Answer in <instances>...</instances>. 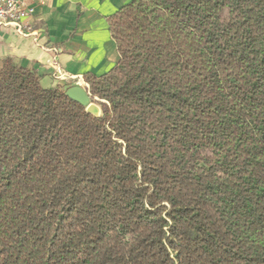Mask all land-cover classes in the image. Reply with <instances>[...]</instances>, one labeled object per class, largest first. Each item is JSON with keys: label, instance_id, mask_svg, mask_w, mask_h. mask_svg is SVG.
Instances as JSON below:
<instances>
[{"label": "trees", "instance_id": "obj_1", "mask_svg": "<svg viewBox=\"0 0 264 264\" xmlns=\"http://www.w3.org/2000/svg\"><path fill=\"white\" fill-rule=\"evenodd\" d=\"M96 118L0 72V264H264V0H135Z\"/></svg>", "mask_w": 264, "mask_h": 264}, {"label": "crops", "instance_id": "obj_2", "mask_svg": "<svg viewBox=\"0 0 264 264\" xmlns=\"http://www.w3.org/2000/svg\"><path fill=\"white\" fill-rule=\"evenodd\" d=\"M35 8V35L0 29V72L7 61L35 71L44 89L82 88L88 74L102 77L120 62L107 19L135 0H22Z\"/></svg>", "mask_w": 264, "mask_h": 264}, {"label": "built area", "instance_id": "obj_3", "mask_svg": "<svg viewBox=\"0 0 264 264\" xmlns=\"http://www.w3.org/2000/svg\"><path fill=\"white\" fill-rule=\"evenodd\" d=\"M35 15V8L27 5L22 0H0V29L13 28L23 37L35 35L29 21ZM85 92L89 89L88 84L84 85Z\"/></svg>", "mask_w": 264, "mask_h": 264}, {"label": "water", "instance_id": "obj_4", "mask_svg": "<svg viewBox=\"0 0 264 264\" xmlns=\"http://www.w3.org/2000/svg\"><path fill=\"white\" fill-rule=\"evenodd\" d=\"M67 95L86 107V112L93 115L96 118L103 116L102 108L98 103L92 102L90 96L79 87L71 88L68 90Z\"/></svg>", "mask_w": 264, "mask_h": 264}]
</instances>
